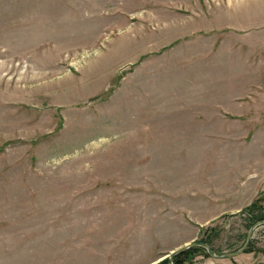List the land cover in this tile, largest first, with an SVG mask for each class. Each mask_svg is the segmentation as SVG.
<instances>
[{"label": "rangeland", "instance_id": "374dc122", "mask_svg": "<svg viewBox=\"0 0 264 264\" xmlns=\"http://www.w3.org/2000/svg\"><path fill=\"white\" fill-rule=\"evenodd\" d=\"M191 242L264 264V0H0V264Z\"/></svg>", "mask_w": 264, "mask_h": 264}, {"label": "water", "instance_id": "95a60500", "mask_svg": "<svg viewBox=\"0 0 264 264\" xmlns=\"http://www.w3.org/2000/svg\"><path fill=\"white\" fill-rule=\"evenodd\" d=\"M257 225V224H256ZM256 225H254L250 230H249V234H248V236H247V238H248V240L250 239V236H251V233H252V231H253V228L256 226ZM247 240V241H248ZM203 245L204 247H206L208 250H209V252L212 254V256H214V257H225V256H233V255H235V254H238L239 252H241L244 248H245V246H246V244H244L240 249H238L237 251H234V252H230V253H226L225 255L223 254V255H219V254H217L215 251H213V249H211V247H210V245L208 244V243H205V242H191V243H188V244H185V245H182L180 248H178V249H175L174 251H172L171 252V255H170V261H171V264H173V255L175 254V253H179V252H181V251H183L184 249H187V248H189L190 246H193V245Z\"/></svg>", "mask_w": 264, "mask_h": 264}, {"label": "trees", "instance_id": "16d2710c", "mask_svg": "<svg viewBox=\"0 0 264 264\" xmlns=\"http://www.w3.org/2000/svg\"><path fill=\"white\" fill-rule=\"evenodd\" d=\"M175 258H176V257H175ZM177 258H178V257H177ZM175 261H176V260L174 259L173 264H179L177 261H176V263H175Z\"/></svg>", "mask_w": 264, "mask_h": 264}, {"label": "crops", "instance_id": "0c3cea01", "mask_svg": "<svg viewBox=\"0 0 264 264\" xmlns=\"http://www.w3.org/2000/svg\"><path fill=\"white\" fill-rule=\"evenodd\" d=\"M161 259H163V258H161ZM161 259H160V260H161ZM154 263H157V262L155 261V262H153L152 264H154Z\"/></svg>", "mask_w": 264, "mask_h": 264}]
</instances>
